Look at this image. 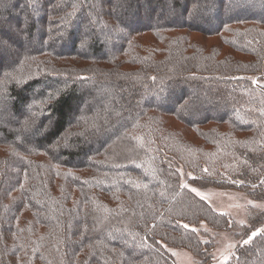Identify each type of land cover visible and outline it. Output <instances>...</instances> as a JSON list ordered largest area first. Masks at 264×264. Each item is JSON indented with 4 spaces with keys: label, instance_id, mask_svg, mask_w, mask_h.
I'll return each instance as SVG.
<instances>
[{
    "label": "trees",
    "instance_id": "obj_1",
    "mask_svg": "<svg viewBox=\"0 0 264 264\" xmlns=\"http://www.w3.org/2000/svg\"><path fill=\"white\" fill-rule=\"evenodd\" d=\"M255 76L264 0H0V264H175L167 246L207 261L231 219L178 168L264 199ZM221 264H264V226Z\"/></svg>",
    "mask_w": 264,
    "mask_h": 264
},
{
    "label": "rangeland",
    "instance_id": "obj_2",
    "mask_svg": "<svg viewBox=\"0 0 264 264\" xmlns=\"http://www.w3.org/2000/svg\"><path fill=\"white\" fill-rule=\"evenodd\" d=\"M189 34L196 40L208 46L220 44L216 36H207L194 32ZM135 37L137 41L140 40L142 42H146L148 39L152 38L154 40L151 32H142L141 35ZM155 45L158 49L161 47V43L155 42ZM225 49L226 47L224 46L222 51H225ZM77 61L81 65L86 63L85 61ZM254 80L260 84H264V80L260 79L259 76H255ZM157 114L156 118L158 122H161L157 129L158 132H172L179 130L185 139L188 137L194 142L199 141L195 136V133L192 132V129L183 126V124L171 113L169 115ZM178 169L181 176V184L190 190L193 188L196 189L197 192L200 193L198 196L205 199L214 209L225 212L229 215L231 223L230 227L226 229L210 230L215 242L210 250L211 256L205 262H200L198 258H196L188 249L184 247L167 246V249L172 254L175 264H221L229 258L236 244L249 241V237H253V233H257L263 228L264 221L252 227L246 234L242 233V229L240 227L249 221L251 213L264 211V199H255L250 197L247 193L240 189L222 188L212 185L201 186L192 183L189 180V177L192 176V174L189 171H185L182 167ZM194 193L197 194L196 192ZM201 224L203 227L206 225L204 221H202Z\"/></svg>",
    "mask_w": 264,
    "mask_h": 264
},
{
    "label": "snow or ice",
    "instance_id": "obj_3",
    "mask_svg": "<svg viewBox=\"0 0 264 264\" xmlns=\"http://www.w3.org/2000/svg\"><path fill=\"white\" fill-rule=\"evenodd\" d=\"M193 192H196L197 193V195H200V193L199 192H197V190L196 189H191ZM184 227H187V225H185ZM259 231V230H258ZM257 233H253L252 235L253 236H255ZM252 239V237H249V240H251ZM249 241H244V243H248Z\"/></svg>",
    "mask_w": 264,
    "mask_h": 264
}]
</instances>
